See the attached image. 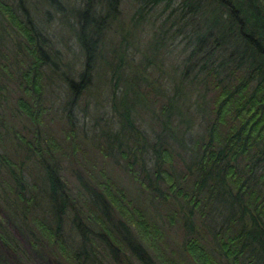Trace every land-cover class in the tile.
<instances>
[{"label":"trees","instance_id":"trees-1","mask_svg":"<svg viewBox=\"0 0 264 264\" xmlns=\"http://www.w3.org/2000/svg\"><path fill=\"white\" fill-rule=\"evenodd\" d=\"M161 1L144 0L136 19H145ZM122 2L72 5L76 23L68 18L67 24L81 47L83 69L76 78L66 77L68 104L93 89L105 35L119 19ZM28 4L0 0V14L27 43L29 63L17 108L34 126L36 143L23 142L36 158L30 164L0 152V200L31 245L47 248L55 264H264V0H180L150 43L153 73L162 69L156 57L165 46L168 61L181 55L166 82L151 81L148 66L136 64L129 47L114 50L109 146H116L127 160V174L151 194L170 191L165 216L184 231L177 248L163 223L106 167L80 160L82 142L71 112L65 141L75 181L64 177L65 152L54 138L41 137L49 114L48 59ZM177 25L188 38L182 50L175 42ZM154 98L166 106L157 140L146 151L148 136L136 114L151 111ZM182 149L190 158L179 171ZM0 241L15 253L26 252L1 214Z\"/></svg>","mask_w":264,"mask_h":264},{"label":"rangeland","instance_id":"rangeland-1","mask_svg":"<svg viewBox=\"0 0 264 264\" xmlns=\"http://www.w3.org/2000/svg\"><path fill=\"white\" fill-rule=\"evenodd\" d=\"M7 1L15 7L17 6V0ZM27 2L34 21L41 29L44 39L43 45L47 51L48 59L44 66V99L49 107V114L44 120L45 125L41 137L44 138L45 142L54 138L60 145V149L65 152L64 157L61 156L60 158L63 159L61 168L64 177L71 183L75 181L72 165L67 156L70 148L65 141L66 129L68 128L67 117L71 112L82 142V144L80 142V160L91 158L95 168L106 167L116 181L124 186L130 194L138 197L151 213L163 223L169 230V239L177 248L183 243L184 231L178 225L170 226L165 216L170 191H166L168 195L166 193L159 194L158 191H155L153 194L156 196H154L145 186L134 181L124 169L127 167V160L123 159L117 152L116 146H109L111 138L105 132L110 130L106 125L114 121L110 98L112 95L111 88H113L112 73L117 65L114 50H117L122 44L124 47H129V57L134 58V62L140 66L143 64L145 68L148 66V73L152 76L151 81H157V83L168 81V70L169 73L173 71L174 66L179 63L181 55L178 53L171 55V60L168 61V46H165L156 57L162 69L155 70L153 73L150 65L153 64L154 56L150 43L154 33H158L160 25L169 17L172 9L180 5V0H162L141 21L136 17H138L137 11L141 3H145L144 0H123L120 6L119 19L113 23L105 35L101 59L97 63V70L94 71L96 75L91 81V88L93 87V89L88 90L89 92L83 94L81 99L73 104L67 103L71 95L66 79L70 76L76 78L83 69V60L81 47L67 24V19L69 18L70 22L76 23L70 9L73 4L75 6L81 0H64L63 3L62 0L61 3L55 0L54 6L43 0H27ZM145 8L150 11V8ZM171 22L172 20L169 21L168 25ZM178 27L179 25L174 26L173 32L176 31L177 34L175 42L179 45L178 50H182L188 44V38L184 37L185 33H180ZM28 63L29 54L26 40L18 29H15L0 14V152L8 153L13 158H17L18 161L23 160L22 158H28L29 163L32 164L36 155L32 150L27 149L28 146L23 140L36 143V139L33 137L34 126L17 108V98L24 92L23 70L24 67L28 66ZM151 101L153 106L151 111L136 114L138 125L148 136L146 151L151 150L152 144L157 140V134L161 130L160 118H162L163 107L166 106L164 99L154 98ZM193 111L196 113L195 108ZM196 129H198L197 126ZM117 130L118 126L114 127L113 132ZM102 149L104 150L102 151ZM187 152L188 150L182 149V156L176 160L179 171L183 170L185 163L189 161V154L184 155ZM149 167L151 166L149 165ZM136 175L141 181L143 174L140 168L136 170ZM161 186L163 189L166 188L164 182ZM4 204L0 200V214L20 239L26 252L15 253L0 241V264H55L54 258L47 248H34L31 245L27 232L15 221Z\"/></svg>","mask_w":264,"mask_h":264}]
</instances>
